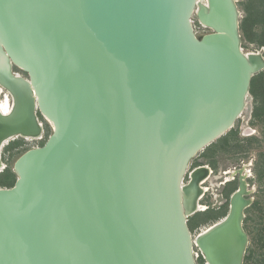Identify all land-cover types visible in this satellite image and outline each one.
Returning <instances> with one entry per match:
<instances>
[{
	"label": "water",
	"instance_id": "water-1",
	"mask_svg": "<svg viewBox=\"0 0 264 264\" xmlns=\"http://www.w3.org/2000/svg\"><path fill=\"white\" fill-rule=\"evenodd\" d=\"M239 17L236 0H0V148L40 134L37 112L52 126L0 186V264H197L196 244L206 264H243L245 181L195 239L209 168L183 182L264 69Z\"/></svg>",
	"mask_w": 264,
	"mask_h": 264
},
{
	"label": "rangeland",
	"instance_id": "rangeland-1",
	"mask_svg": "<svg viewBox=\"0 0 264 264\" xmlns=\"http://www.w3.org/2000/svg\"><path fill=\"white\" fill-rule=\"evenodd\" d=\"M249 1L236 0L240 13V22L246 15V7ZM253 1L258 2V0ZM192 20L197 34H204L211 31L209 28L200 24L195 15H193ZM240 33L242 34L241 46L244 52L255 53L261 51V49L264 50L263 46L258 47L257 44L250 42L243 35L242 31ZM15 70L23 77H27L25 72L19 69ZM262 70L264 71V69H261L258 72ZM4 92L6 91L4 90ZM254 107L255 99L253 94L249 93L241 114L230 128L232 131L226 136V133L221 135L223 136L222 141L217 138L213 141L212 145L211 143L208 145H211L210 147L206 146L208 148L205 147L191 158L184 174L183 182L187 183L189 181L192 167L199 163L208 165V168L212 170L210 172V178L202 184L208 187V189L204 198L198 203L202 205V209L198 211L201 214L195 213V218H193L195 214L188 217V224L191 223L193 225V221L196 222L194 224L195 226L189 228L192 238L195 239L200 232H203L223 218H212L211 215H214V213L209 210H219L224 205L226 200L224 195L225 180H229L239 170V175L244 176L248 185V193L245 194V198H251V203L244 209L243 228L247 233V244L244 256L249 255L248 264H264V123L262 120L253 116ZM37 117L42 124L40 134L32 135L31 137L16 135L9 137L3 143L0 148V161L3 164L0 167V172L7 167L14 172V162L24 151L34 146H40L46 141L52 132V126L39 112H37ZM12 140H19V143L8 150L5 149ZM226 140L228 143H226ZM205 206H209L210 209H207L208 207L206 208ZM203 208L206 209L204 210ZM193 249L196 254L197 264H206L198 246H194ZM243 264H245L244 259Z\"/></svg>",
	"mask_w": 264,
	"mask_h": 264
},
{
	"label": "trees",
	"instance_id": "trees-1",
	"mask_svg": "<svg viewBox=\"0 0 264 264\" xmlns=\"http://www.w3.org/2000/svg\"><path fill=\"white\" fill-rule=\"evenodd\" d=\"M240 31H242L243 35L250 42L257 44L258 47H262V46L264 47V0H258V2H254L253 0H250L248 2L246 7V15L243 17L242 21L240 22ZM263 80H264L263 70L254 74L251 78L250 93L253 94V97L255 99L253 116L259 120H262L264 123V81ZM231 131L232 130L230 129L228 132H226L225 136L228 135V133H230ZM220 137L219 139H221L222 141L223 136ZM17 143H19V140L17 141L12 140L11 142H9V144L6 146L5 149L8 150ZM226 143H228V141ZM212 144L213 142L211 143V145ZM1 172H0V186H7V187L12 186L16 179L15 172H13L9 167L5 168ZM235 189H236V181H229L226 183V186L224 188V195L227 201L224 203L222 207L219 208V210H209V211H213L214 213V215H211L212 218H219V217L221 218L226 215L229 204L228 198ZM196 214H201V212H196ZM196 214L193 216V218L196 217ZM193 222H192L193 225H191V223H189L190 225L188 224L190 226L189 228H192L191 226H195L194 224L196 222L195 221ZM248 261H249V255L244 256V263L248 264L249 263Z\"/></svg>",
	"mask_w": 264,
	"mask_h": 264
},
{
	"label": "bare ground",
	"instance_id": "bare-ground-1",
	"mask_svg": "<svg viewBox=\"0 0 264 264\" xmlns=\"http://www.w3.org/2000/svg\"><path fill=\"white\" fill-rule=\"evenodd\" d=\"M200 2H206V0H199ZM248 54H252V53H248ZM0 88H1V90H0V94H3V92H4V89H3V87H1V84H0ZM10 106H11V100H10V98H9V96H8V94L7 93H5L4 95H1L0 96V112L1 113H7L8 112V110H9V108H10ZM25 137H31V136H25ZM6 141V140H5ZM4 141V142H5ZM207 176V175H206ZM190 178H191V173H190ZM207 178V177H206ZM241 178H242V180H244L245 181V179H244V176L242 175L241 176ZM203 179V178H202ZM202 179H200L199 181H198V184H199V187H200V181H202ZM205 181V180H204ZM245 183H246V181H245ZM202 185V184H201ZM246 186V189H247V184L245 185ZM200 192H199V195L197 196V199L200 197V195H201V193H202V191L203 190H205V188H201L200 187ZM207 190V189H206ZM204 192V191H203ZM195 208L196 209H202V205H200V204H196L195 205ZM204 209V208H203ZM213 225V224H212ZM211 225V226H212ZM210 226V227H211ZM210 227H208L206 230H204L203 232H206V231H208V230H210ZM212 228V227H211ZM195 242V241H194ZM196 243V242H195ZM197 246H198V244H196Z\"/></svg>",
	"mask_w": 264,
	"mask_h": 264
},
{
	"label": "flooded vegetation",
	"instance_id": "flooded-vegetation-1",
	"mask_svg": "<svg viewBox=\"0 0 264 264\" xmlns=\"http://www.w3.org/2000/svg\"><path fill=\"white\" fill-rule=\"evenodd\" d=\"M201 166H207V167H208V165H204V163H203V164H202V163H199V164H197V165H195V166L192 167V171H191L190 173H192L194 170H196L197 168H199V167H201ZM211 171H212V170L209 168V173L207 174V176H205V177L202 179V181H200V187H201V188H205V190H203L204 192L202 191L200 197L198 198V203L200 202V200H202V198H204L205 193L207 192L206 189H208V187L203 186V185H201V184H203L207 179L210 178V172H211ZM206 177H207V178H206ZM240 177H241V176L239 175V170H237V171L235 172V174H233V175L229 178V180H227V181L225 180V183H227V182H229V181H236V189H237V187H238V185H239ZM189 180H190V178H189ZM204 180H205V181H204ZM246 184H247V183H246ZM225 185H226V184H225ZM247 186H248V185H247ZM236 189H235V190H236ZM235 190H234V191H235ZM232 193H233V192H232ZM232 193H231V194H232ZM231 194H230V195H231ZM225 199H226V197H225ZM229 200H230V196H229V198H228V202H229ZM226 201H227V199L225 200V202H226ZM225 202H224V203H225ZM205 207H206V206H205ZM207 207H208V208H207ZM207 207H206L207 209H210L209 206H207ZM206 208H205V209H206ZM205 209H204V210H205ZM228 209H229V204H228ZM204 210H203V211H204ZM198 211H200V210H197L196 212H198ZM196 212H195V213H196ZM227 212H228V211H227ZM195 213H194V214H195ZM223 217H224V216H223Z\"/></svg>",
	"mask_w": 264,
	"mask_h": 264
}]
</instances>
